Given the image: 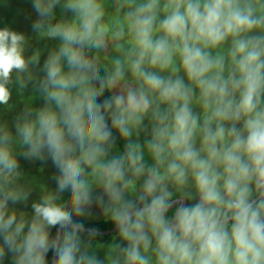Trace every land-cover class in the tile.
<instances>
[{
    "label": "clouds",
    "instance_id": "9594fccd",
    "mask_svg": "<svg viewBox=\"0 0 264 264\" xmlns=\"http://www.w3.org/2000/svg\"><path fill=\"white\" fill-rule=\"evenodd\" d=\"M31 6L58 43L0 28V105L32 86L0 119V264H264V0ZM21 157L56 169L31 213Z\"/></svg>",
    "mask_w": 264,
    "mask_h": 264
},
{
    "label": "rangeland",
    "instance_id": "374dc122",
    "mask_svg": "<svg viewBox=\"0 0 264 264\" xmlns=\"http://www.w3.org/2000/svg\"><path fill=\"white\" fill-rule=\"evenodd\" d=\"M21 5V2L19 3ZM26 10V9H25ZM57 13H59V10H57ZM11 12V11H10ZM4 13V9L2 8L1 4H0V14ZM6 13V12H5ZM22 13H24L22 11ZM29 14L35 15L36 17V13L34 12V10H28ZM21 15V14H20ZM0 28H4L1 27ZM12 30H19V29H15L13 27H10ZM22 32V31H20ZM23 33V32H22ZM26 36L31 37L32 34L28 33L27 31H25L24 33ZM34 35V33H33ZM32 35V36H33ZM49 43L48 40H38L37 42H35L34 40H30L29 41V49L26 52V55H31L32 51L35 50L34 47L38 46L36 48H41L44 49V45L45 43ZM47 52L46 53H42L41 55V64L43 63L44 58H46ZM12 87V100L10 101V103L15 105V108H13L10 111H5L4 107L2 105H0V119L3 120H8L9 122H11L14 117L16 116V114L23 108L24 103L28 100L29 96L32 94V86L29 85L28 89L25 91L23 97H21L17 91L15 86H10ZM43 103L42 99L39 98V96L37 95L36 98L32 101V105L33 107H39L41 106ZM143 139V137H141V140ZM20 164H21V168L22 170L25 172L26 176L29 179L34 178L35 179V187L34 190L30 196L29 199V204L27 207L23 206V205H16L15 207H17L19 210L21 211H27L29 213H31L32 209H31V202L33 200H38L39 196L41 194V185L45 186L46 188L53 190L55 189V182L53 179H45V175L48 174V171L50 172L51 169H53V165L51 163L50 160H48L47 162H41V161H26L24 160L22 157L20 158ZM103 219L102 216L97 215L95 218L92 219H86L84 221H96V220H100ZM106 249L102 248L100 250H98L97 254L98 256L102 259L104 256ZM5 264H10V260L6 259L5 260Z\"/></svg>",
    "mask_w": 264,
    "mask_h": 264
},
{
    "label": "trees",
    "instance_id": "16d2710c",
    "mask_svg": "<svg viewBox=\"0 0 264 264\" xmlns=\"http://www.w3.org/2000/svg\"><path fill=\"white\" fill-rule=\"evenodd\" d=\"M20 2H21V5L19 4ZM0 4L2 8L4 9V13L0 14V26L1 27H9V28L13 27L15 29H19L17 30L19 32L22 31L23 33H25V31H27L28 33L33 35L34 32L32 31L31 26H32L33 21L37 18V16L35 17V15L28 13V10H31V9L33 10L31 6V0H0ZM57 10H59L58 7H57ZM22 11L24 13H22ZM32 35H31L32 40L37 42L38 40L36 39V34L34 33V35L33 36ZM57 43L58 41H49V43L47 42L45 43V45H47L48 48H51ZM36 47L38 46H35L34 49H36ZM46 52L47 51L45 50L42 53H46ZM117 144L122 147V142L119 140V138L117 139ZM55 173H56V169L53 168L50 170V172L48 171V174H46L44 178L52 179ZM64 198L65 199L67 198V193L64 194ZM84 223L86 227H96L101 231H107L113 228V225L110 222H105L104 219H100L96 221H84ZM52 232L54 234L55 229H53ZM97 239L102 242H107L109 239V236L108 234H105L104 236L98 237ZM50 259H51V253H49V260Z\"/></svg>",
    "mask_w": 264,
    "mask_h": 264
},
{
    "label": "water",
    "instance_id": "95a60500",
    "mask_svg": "<svg viewBox=\"0 0 264 264\" xmlns=\"http://www.w3.org/2000/svg\"><path fill=\"white\" fill-rule=\"evenodd\" d=\"M113 230H114V229L112 228L111 230H107V231H101V230H100V232H102V233H104V234H109V233H111Z\"/></svg>",
    "mask_w": 264,
    "mask_h": 264
}]
</instances>
